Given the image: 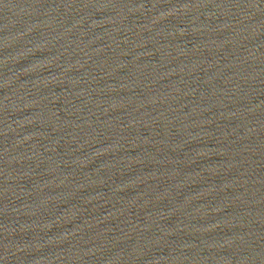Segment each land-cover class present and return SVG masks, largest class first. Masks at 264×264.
I'll list each match as a JSON object with an SVG mask.
<instances>
[{"label": "water", "instance_id": "1", "mask_svg": "<svg viewBox=\"0 0 264 264\" xmlns=\"http://www.w3.org/2000/svg\"><path fill=\"white\" fill-rule=\"evenodd\" d=\"M0 264H264V0H0Z\"/></svg>", "mask_w": 264, "mask_h": 264}]
</instances>
